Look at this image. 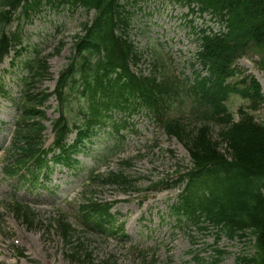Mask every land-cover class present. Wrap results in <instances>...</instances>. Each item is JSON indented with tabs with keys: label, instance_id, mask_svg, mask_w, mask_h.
Returning <instances> with one entry per match:
<instances>
[{
	"label": "trees",
	"instance_id": "1",
	"mask_svg": "<svg viewBox=\"0 0 264 264\" xmlns=\"http://www.w3.org/2000/svg\"><path fill=\"white\" fill-rule=\"evenodd\" d=\"M198 1L203 9L226 20L229 31L222 35L203 33L199 38L196 59L207 75L196 69L195 79L190 82L188 78L182 81L177 76L165 77L156 70L157 61L148 76L132 70V65L141 61V54L128 33L133 13L121 0H0V64L11 51L17 56L22 53L23 35L18 28L11 29L18 20L17 13L19 18L30 19L46 5L56 10L69 6L87 13L94 11L93 20L83 23V35L77 36L70 62L57 80L54 94L59 116L51 120L52 145L44 148L47 127L43 120L47 117L40 108L52 94L29 89L12 142L16 167L12 165L7 171L13 175L20 167L32 168L24 180L37 183L46 177L42 169H48L50 162L75 167L74 155L108 120L120 130L128 125V118L144 110L163 125L167 134L177 137L191 156V167L180 170L177 177L176 183L185 184L174 204L177 212L201 230L208 228L206 222L214 226L216 245L222 236L246 239L252 250L239 254L235 264H264V125L256 123L244 108L239 109L241 118L235 122L225 105L233 92L248 99L253 110L264 102L255 78L228 81L239 72L236 61L251 50L261 55L264 65V0ZM37 64L34 80L44 79L48 73L46 62ZM184 95L192 101V114L202 119L192 129L180 116H172ZM74 104L78 111L72 115ZM216 128L219 140L213 141L211 134ZM74 131L76 138L70 143ZM99 180L125 188L132 187L134 181L114 172ZM16 205L20 212L26 209L20 203ZM109 210L108 205L93 200L81 205L85 222L93 227L103 226ZM23 215L30 224L32 213L27 210ZM58 224L65 237L72 236L70 224ZM225 254V250L215 248L205 263L220 264ZM90 255L82 257L75 251L73 257L85 261L91 260Z\"/></svg>",
	"mask_w": 264,
	"mask_h": 264
},
{
	"label": "rangeland",
	"instance_id": "2",
	"mask_svg": "<svg viewBox=\"0 0 264 264\" xmlns=\"http://www.w3.org/2000/svg\"><path fill=\"white\" fill-rule=\"evenodd\" d=\"M138 6L142 10L137 12L136 31L132 32L138 50H151L157 58L156 70L165 77L176 75L193 80L195 74L192 72L196 67L192 64H195L193 59L198 43L185 22L186 9L177 1L164 0H140ZM92 18L93 13L87 15L82 10L71 11L66 7L60 12L48 11L33 21H21L28 49L15 65L12 66L8 59L0 66V264H199L194 257L199 254L205 261L211 256L216 232L201 231L177 219L171 205L180 190L167 191L160 187L149 193L145 191L160 180L175 178L177 169L190 167V154L178 139L168 137L146 113L135 114L131 127L120 133L108 120L86 143V151L77 157L78 167L75 170L60 169L53 176L49 189L54 188V195L45 189L32 194L22 186L24 182L18 183L3 175L8 158L5 148H9L19 111L17 103L23 91L21 78L27 73L25 61L36 55V49L47 58L52 75L40 85L42 89L52 91L58 72L68 61L75 34L81 32L82 23ZM194 19L201 22L197 16ZM17 24L15 21L12 29ZM260 61L259 53H247L236 63L237 77H255L264 94V65ZM182 99L176 103L172 116H180L191 129L195 128L202 119L192 114L193 105L188 96L184 95ZM225 104L235 121L240 119L239 109L245 108L256 123L264 125V102L256 110H250L249 100L231 93ZM46 106L47 116L54 119L57 116L55 97ZM70 110L75 115L77 105H72ZM217 130L212 131L213 141L219 140ZM45 136L47 145L51 144L50 125ZM221 147L224 152L226 143L223 142ZM128 161L129 165L126 164ZM91 170L101 173L123 171L138 177L139 183L127 193L116 185L96 189L91 185L85 187V179ZM13 194L21 197V202L33 212L30 224L13 211ZM85 196L116 203L112 209L113 217L119 227L123 226V237L115 234L116 230L101 233L84 224L79 206ZM60 215L71 224L72 239H66L56 226ZM218 246L227 251L221 264H235L239 253L250 250L246 240H229L226 236ZM75 251L82 257L86 252L91 253L93 261L72 257Z\"/></svg>",
	"mask_w": 264,
	"mask_h": 264
}]
</instances>
